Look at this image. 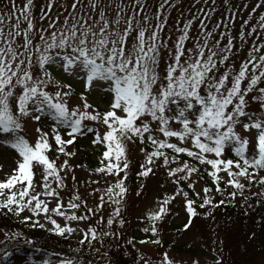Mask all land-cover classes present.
Returning <instances> with one entry per match:
<instances>
[{
    "label": "snow or ice",
    "instance_id": "snow-or-ice-1",
    "mask_svg": "<svg viewBox=\"0 0 264 264\" xmlns=\"http://www.w3.org/2000/svg\"><path fill=\"white\" fill-rule=\"evenodd\" d=\"M98 3L99 0H89L84 5L83 0H72V11L57 27L56 21L49 16L53 0H47L46 11L42 9L39 19L47 18L49 24L37 29L31 11L33 0H25L22 8H17L12 0L9 19L18 13L12 25L15 30L5 33L0 27V41L3 42L0 46V146L14 151L16 167L6 180L0 181V210L15 215L28 210L32 215L25 216V220L43 213L42 219L51 225L46 230L62 238L76 231L69 224L86 220L88 216L68 211L80 209L81 204L76 202L78 196L62 203L58 190L65 185L60 172L68 167V161L57 166L58 156L50 158L48 153L53 148L51 138L58 154L73 155L66 152L65 146L85 131L93 133V144H100L104 149L100 167L95 171L119 177L105 190L109 200L117 205L114 216L119 215V204L126 192L123 183L129 167L126 145L136 140L147 142L152 148L146 153L138 175L147 176L152 172L149 165L154 163V158H162L167 175L179 186L199 170L195 164L187 162L175 168L168 167L176 162L175 154L185 153L193 161L210 166L208 174L217 192H223L220 186L223 182L234 189L228 193L230 197L234 198L237 193L243 195L245 184L241 178L249 185L253 181L264 184V176L258 174L264 171V53L261 52L264 43L253 44L237 67L231 57L236 54L233 49L239 46L233 43L235 37L227 33L229 25L222 21L209 29L201 20L194 36L190 35L193 21H187L169 48L161 36L163 19L157 16L155 26L150 24L144 0H134L131 14L127 12V5L117 4L112 18L103 7L97 13ZM166 5L170 6V0H163L160 8ZM85 7L95 15L85 12ZM142 12L145 14L141 19ZM21 18L25 22L23 29L20 28ZM3 21L4 17L0 16V25ZM259 27L264 29V16L260 17ZM16 37H22V42L16 44ZM240 39L243 43L244 33H240ZM186 42H190V46L186 47ZM162 51L167 53L163 72L160 71ZM52 67L83 81L85 91L80 93L79 105L68 107L66 98L72 94L71 85L56 80L50 71ZM49 85L54 86L55 91H49ZM101 90L107 95V107L103 111L87 98V93ZM249 93L254 94L248 96ZM254 101H259V112L249 108ZM42 116L53 123L48 131L38 125L37 137L30 142L24 120L40 122ZM86 120L103 126V133L97 127L83 124ZM61 129L68 139L62 138ZM186 144L190 146H184ZM168 149L172 150L171 157ZM226 150L234 155L226 157ZM36 168L41 170V191L36 190L33 181ZM121 172L125 173L123 177L119 176ZM72 179L75 181L74 175ZM186 186L195 191L192 183ZM210 191L203 189L200 207L212 204L208 196ZM176 194L185 197L189 217L196 215L195 200L188 199L183 188ZM195 196L199 197L200 193ZM41 197L55 199V204L50 209L48 200ZM169 199L164 198L158 210L149 214L151 227L144 228V232L151 231L157 236L155 222L167 212ZM104 202L102 195L97 208ZM223 203L224 200L218 202ZM85 211L93 212V209L85 205ZM54 216L68 223L62 226ZM112 223L113 218H109L107 224ZM190 223L189 219L184 228ZM32 227L45 229L46 225L35 220ZM5 235L8 237L7 233ZM12 235L21 236L19 232ZM106 235L109 233L102 232L98 236L97 229L89 228L80 243ZM152 242L160 243V240ZM25 243L33 245L30 240ZM58 264L83 262L79 257H64ZM89 264L94 262L89 261ZM159 264L173 262L164 253Z\"/></svg>",
    "mask_w": 264,
    "mask_h": 264
},
{
    "label": "rangeland",
    "instance_id": "rangeland-1",
    "mask_svg": "<svg viewBox=\"0 0 264 264\" xmlns=\"http://www.w3.org/2000/svg\"><path fill=\"white\" fill-rule=\"evenodd\" d=\"M47 0H33V7L31 9L33 16V24L38 29L41 25L47 27L49 20L46 18L40 20L42 9L46 11L45 5ZM134 0H99L97 6V13L103 7L109 18L115 16L117 4L127 5V12L131 14V4ZM146 6V14L150 17L149 23L155 26L157 23V16H160L164 21L163 31L161 36L166 40L169 48L172 47L173 42L180 32V28L189 20H192L190 35H196L199 30L200 21L203 20L209 29H212L217 22L222 21L228 24L227 33L229 37H235L233 43L238 45L239 48H234L232 61L238 67L244 60L248 51L253 44L264 43V29L259 27L260 17L264 16V0H170V6L166 5L164 9L160 8L163 0H144ZM25 0H15L17 8H22ZM89 0H83V4L87 5ZM72 0H53V6L49 16L56 21V26L59 27L63 24L65 17L69 16L72 11L70 5ZM176 4V5H175ZM80 5H78V10ZM68 9V11H65ZM212 9V11H209ZM12 11V0H0V16L4 17L3 28L5 33L12 29V25L16 23L15 13L12 19H9V13ZM85 12L91 13L87 7L84 8ZM145 13H141V19ZM231 16V19L229 17ZM58 17V18H57ZM196 19H193V18ZM71 22V20H69ZM25 27V22L21 18L20 28ZM253 29L256 31L253 32ZM13 31L15 29H12ZM52 29H49L51 31ZM223 30V29H221ZM151 31V29H149ZM240 33H244L243 43H241ZM203 35V33H200ZM223 42V38H221ZM22 42V37H16V44ZM0 46L3 42L0 41ZM190 46V42H186V47ZM15 47V45H14ZM264 53V48L261 49ZM167 53L161 52L160 71L163 72L165 67ZM53 77L61 83L71 85L72 94L67 97L68 107L79 105L80 93L84 92V83L77 80L75 77L69 76L65 72L56 67L50 69ZM49 91H55L54 86L49 85ZM254 93H249L248 96ZM88 101L95 106L98 110L103 111L107 107V95L101 91H91L87 93ZM248 99V97H246ZM250 110L259 112V101L251 102L249 105ZM91 111V109H89ZM52 121L42 116L40 122H34L30 119L24 120V129L27 138L35 141L37 133L36 127L39 125L45 131H48L52 125ZM83 124L97 127L103 133L104 127L97 125L93 121H84ZM154 126V125H153ZM62 138L68 139L67 135L61 129ZM147 135V134H146ZM93 133L85 131L83 135H77L72 144L66 145V152L73 153L71 156L58 154L55 149L54 141L50 142L53 145L48 155L51 157L58 156L55 163L57 166L61 165L63 161H68V167L60 172L61 177L64 178V185L59 189L62 203L66 204L74 196H78L77 203L81 204L80 209L71 210L75 211L77 215H86L88 219L71 222L69 226L76 228L71 235L59 237L54 233H49L46 229L51 227L47 220L42 219L43 213L39 216H33L32 220H25V216H30L28 210L21 212L19 215L14 216L18 219L17 227L11 229L0 230V244L5 245L14 237L12 234L19 232L20 234L24 229L35 228L32 224L35 220H40L41 223L46 225L42 229L43 238H47L60 247L62 246L65 252H58L52 264H58V260L64 257H79L83 264H89V261L94 264H144L149 261L150 264H159L162 260L163 254L167 253L173 264H264V254L259 253L264 250L261 246L264 242L259 237L256 238L254 233H249L246 229L247 226L241 228L233 226L226 233H222V227L216 225L219 233L211 229V221L209 218L201 221L197 220L196 224L190 223L189 228L185 229L184 225L188 224L191 217L186 210L185 197L183 194H176L183 188L184 192L188 193V199H194L193 207L198 211L196 202L199 198L203 199V189L207 188L202 179L196 172H193L188 181H182L179 186L173 183V179L167 175L166 168L162 165V158H154V163L149 165L152 168L147 176L138 175L142 171L140 165L145 163L146 153L152 151L151 145L147 142L141 143L139 140L135 142H128L126 145V156L129 161V167L126 170L127 177L124 180L126 192L119 204V215L114 216V209L116 204L109 200L105 194V190L114 185L119 177L113 174L105 173H91L82 167L78 166V160L84 157V154L91 155L93 163L100 166L102 159L103 146L100 144H93ZM172 142H176L175 138H171ZM190 146V145H184ZM144 151H141V149ZM170 157L171 153L168 152ZM185 154V153H183ZM14 151L0 146V181L6 180L7 176L13 173L16 167ZM187 162L194 164L183 159L176 160L175 163H170L168 167L175 168ZM204 168L210 170V166L203 165ZM41 170L35 169L33 181L37 185V191H41L39 184L41 182ZM75 176V181L72 179ZM125 175L124 172L119 174L120 177ZM221 175H225L221 173ZM225 179L227 177L225 176ZM241 182L245 184L247 192L254 190L264 192V184L253 181L251 185L246 180L241 178ZM187 183H192L195 191L188 188ZM18 187V186H17ZM52 187L55 188L56 184L53 182ZM7 191V190H5ZM118 191V189H114ZM232 191H234L232 189ZM195 193H200V196H195ZM103 195L104 204L102 207L97 208L100 202V197ZM170 198L169 203L166 205L167 212L162 215V218L155 222L157 228V236L154 237L151 231L144 232V228L151 227L149 214L157 211L164 198ZM174 197V198H172ZM47 199L49 208L55 204V199L41 197ZM234 201L230 197V201ZM247 205L249 203H246ZM85 205L93 209V212H86ZM13 207H15L13 205ZM63 210V209H62ZM51 214V213H50ZM58 220L63 226L68 223L62 217H53ZM113 218L111 225L107 224V220ZM199 218V217H197ZM124 223L121 224L120 221ZM213 224V222H212ZM89 228L97 229L99 233L106 232L109 235L103 236L96 240H84L83 244L80 243L84 239V232ZM41 229V228H40ZM8 234L6 237L5 234ZM216 234V235H215ZM223 235H229L226 237ZM159 239L160 243H153L154 239ZM141 241H146L141 243ZM261 242V243H260ZM76 249L81 251L77 252ZM14 264H36L30 261L26 256L16 255Z\"/></svg>",
    "mask_w": 264,
    "mask_h": 264
},
{
    "label": "trees",
    "instance_id": "trees-1",
    "mask_svg": "<svg viewBox=\"0 0 264 264\" xmlns=\"http://www.w3.org/2000/svg\"><path fill=\"white\" fill-rule=\"evenodd\" d=\"M166 151L173 155L172 150L168 149ZM175 155L178 159L193 162L192 158L187 157L186 154L180 153ZM233 155L234 154L230 150L225 151L226 157L230 158ZM77 162L79 167H82L91 173H95V169L100 167L98 164L93 163L91 155L89 154H84V157H81ZM194 164L199 169L196 173L202 179L207 188L211 189L208 196L211 198L212 204L200 207L203 199L199 198L196 202L198 211L195 210L196 215L191 216V223L194 221L195 225L198 219L203 221L204 219L209 218L211 221V229H213L216 233H219L215 226L220 225L222 227L223 234L230 230L233 226H237L239 228L247 226L248 228L246 230L249 233L252 234L253 232L256 238L259 237L264 240L263 190L247 192L246 189H244L243 195L237 193L234 197V201L229 202L230 196L228 193L232 192L233 188L231 186H226L223 182H221L220 186L223 189V192H217L212 178L208 174V170L204 168L203 164H199V162L194 161ZM258 174L260 176H264V171H260ZM221 200H224L225 203L218 204ZM246 203L249 204L247 205ZM17 221L18 219L12 212L0 210V230L11 229L15 226L17 227ZM42 235L44 234L42 229L39 227L31 229L25 228L20 237L11 239L5 245L0 244V264H14L16 255L26 256L30 261H33L36 264H44L45 261L52 262L58 252H65L62 249V246L60 247L55 242L47 238H43ZM223 236L228 238L231 237L229 235ZM27 240L33 241V245L26 244L25 241ZM261 246L264 248V242ZM259 253L264 254V250H260Z\"/></svg>",
    "mask_w": 264,
    "mask_h": 264
}]
</instances>
